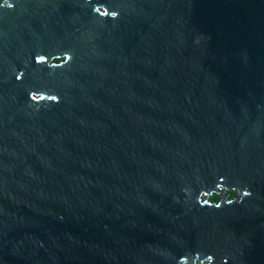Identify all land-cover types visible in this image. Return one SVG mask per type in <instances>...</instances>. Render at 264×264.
Masks as SVG:
<instances>
[{
	"label": "water",
	"instance_id": "1",
	"mask_svg": "<svg viewBox=\"0 0 264 264\" xmlns=\"http://www.w3.org/2000/svg\"><path fill=\"white\" fill-rule=\"evenodd\" d=\"M0 264H264V0L0 4Z\"/></svg>",
	"mask_w": 264,
	"mask_h": 264
},
{
	"label": "trees",
	"instance_id": "2",
	"mask_svg": "<svg viewBox=\"0 0 264 264\" xmlns=\"http://www.w3.org/2000/svg\"><path fill=\"white\" fill-rule=\"evenodd\" d=\"M231 195H233V193L230 194L229 196H231ZM209 200L212 201V202H217V201L219 200V196H217V195H212V196L209 198Z\"/></svg>",
	"mask_w": 264,
	"mask_h": 264
},
{
	"label": "flooded vegetation",
	"instance_id": "3",
	"mask_svg": "<svg viewBox=\"0 0 264 264\" xmlns=\"http://www.w3.org/2000/svg\"><path fill=\"white\" fill-rule=\"evenodd\" d=\"M3 3H5V0H0V4H3ZM233 192H231V193H227V196H229L230 194H232ZM235 196V193H233V195H231V196H229L230 197V199H231V197H234Z\"/></svg>",
	"mask_w": 264,
	"mask_h": 264
},
{
	"label": "rangeland",
	"instance_id": "4",
	"mask_svg": "<svg viewBox=\"0 0 264 264\" xmlns=\"http://www.w3.org/2000/svg\"><path fill=\"white\" fill-rule=\"evenodd\" d=\"M229 197V196H228ZM230 198V197H229ZM232 198V197H231Z\"/></svg>",
	"mask_w": 264,
	"mask_h": 264
}]
</instances>
